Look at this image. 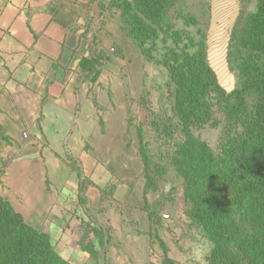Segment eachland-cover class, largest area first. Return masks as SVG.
<instances>
[{"label": "rangeland", "instance_id": "1", "mask_svg": "<svg viewBox=\"0 0 264 264\" xmlns=\"http://www.w3.org/2000/svg\"><path fill=\"white\" fill-rule=\"evenodd\" d=\"M75 4L74 15L86 27L88 53L99 71V83L90 91L96 114L89 123L95 136H100L90 143L104 163V177L82 176L80 201L76 169L81 170V164L71 145L78 137L75 121L82 118L71 116L70 120L65 113L60 125L65 131L41 120L47 137L59 139L58 146L46 143L42 150L37 148L34 127L24 137L21 127L0 118V194L29 224L47 232L57 253L71 264H208L207 250L212 245L200 227L189 222L183 184L170 162L171 152L184 137L175 117L163 123L172 114L173 86L160 61L161 41L151 46L156 60L148 58L125 35L121 11L110 6L109 0ZM254 9L255 0H172L171 25L202 44L206 61L227 92L238 81L227 59L231 36L239 15ZM78 74L89 83L96 82L92 75ZM215 119L192 132L217 152L222 140L219 114ZM67 137L68 143L63 140ZM51 151L53 164L46 157ZM40 156L42 162H38ZM146 178L153 184L144 195ZM103 181L107 184L101 188ZM98 232L105 240L102 246L97 245ZM79 240L94 243L96 260L79 247Z\"/></svg>", "mask_w": 264, "mask_h": 264}, {"label": "trees", "instance_id": "2", "mask_svg": "<svg viewBox=\"0 0 264 264\" xmlns=\"http://www.w3.org/2000/svg\"><path fill=\"white\" fill-rule=\"evenodd\" d=\"M109 5L121 11L125 35L143 55L156 60L151 46L157 39L162 43L160 61L173 86L172 114L163 123L175 117L184 137L170 162L183 184L189 222L212 245L208 264H264V0H255V9L236 21L227 59L238 81L229 92L218 84L202 44L171 25L172 0H109ZM78 67L96 81L92 55L82 56ZM216 114L222 138L217 152L192 132L215 123ZM76 172L81 201L85 178L80 169ZM151 183L146 178L144 195ZM153 214L148 212L150 219ZM78 245L97 259L93 242L79 240ZM0 264L71 263L57 253L47 232L26 223L0 194Z\"/></svg>", "mask_w": 264, "mask_h": 264}, {"label": "crops", "instance_id": "3", "mask_svg": "<svg viewBox=\"0 0 264 264\" xmlns=\"http://www.w3.org/2000/svg\"><path fill=\"white\" fill-rule=\"evenodd\" d=\"M78 1L88 0H0V118L21 127L22 134H29L34 127L40 150L46 143L58 146L59 141L47 137L46 123L41 120L65 131L60 126L65 113L70 120L71 116L82 118L75 121L78 137L71 145L75 159L81 164L82 176L104 177V163L95 155L93 141L90 143L100 137L89 123L96 114L90 91L99 80L89 83L78 76L79 60L88 54L90 42L81 17L74 15ZM63 140L68 143L69 138ZM52 155L53 151L46 157L53 164ZM43 160L38 157V162ZM76 184L78 187V181ZM106 184L103 181L100 187Z\"/></svg>", "mask_w": 264, "mask_h": 264}, {"label": "clouds", "instance_id": "4", "mask_svg": "<svg viewBox=\"0 0 264 264\" xmlns=\"http://www.w3.org/2000/svg\"><path fill=\"white\" fill-rule=\"evenodd\" d=\"M207 251H208V252H210V251H211V249L209 248ZM203 254H204V252L202 251V252H201V255H203Z\"/></svg>", "mask_w": 264, "mask_h": 264}, {"label": "built area", "instance_id": "5", "mask_svg": "<svg viewBox=\"0 0 264 264\" xmlns=\"http://www.w3.org/2000/svg\"><path fill=\"white\" fill-rule=\"evenodd\" d=\"M23 136H24V137L26 136V133H25V132L23 133ZM163 217H167V215H164Z\"/></svg>", "mask_w": 264, "mask_h": 264}]
</instances>
